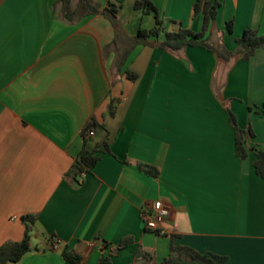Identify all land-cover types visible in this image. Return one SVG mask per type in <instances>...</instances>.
Returning <instances> with one entry per match:
<instances>
[{"label":"crops","instance_id":"1","mask_svg":"<svg viewBox=\"0 0 264 264\" xmlns=\"http://www.w3.org/2000/svg\"><path fill=\"white\" fill-rule=\"evenodd\" d=\"M92 1L119 7L116 26L103 13H81L78 0H70L71 19L63 0H0V245L22 239L30 224L33 246L9 264H97L103 254L111 264H165L171 244L225 255V264H264V177L252 148L264 151V48L224 61L200 46L140 44L119 70L121 37L152 28L155 15L136 0ZM151 1L164 28L202 30L196 0ZM217 1L212 32L224 31L227 49L246 29L264 33V0ZM229 110L253 133L245 158ZM90 117L106 125L111 152L75 179L67 172ZM157 200L171 209L162 233L141 215ZM65 247L82 261L66 260Z\"/></svg>","mask_w":264,"mask_h":264},{"label":"trees","instance_id":"2","mask_svg":"<svg viewBox=\"0 0 264 264\" xmlns=\"http://www.w3.org/2000/svg\"><path fill=\"white\" fill-rule=\"evenodd\" d=\"M220 2L217 0H196L194 5V15L199 13L204 15L203 28L201 31H194L189 27L180 26L177 30H170L163 27V19L160 17L157 7L151 0H136L134 6L142 10L143 14L153 12L155 15V25L150 28H139L136 34L121 37V41L127 44V47L118 52V68L122 69L131 52L140 44L159 47L164 50L177 52L187 46H200L211 50L224 61H230L232 57L241 55L245 60H249L258 48H264V33L259 34L253 29H246L243 35L237 39L238 46L236 50L227 49L222 43L223 30L212 32L218 6ZM78 6L81 13H103L109 17L113 24H117L118 6L113 4L109 7H104L100 10L99 5L94 4L92 0H78ZM64 14L68 18H72V10L70 7V0H63ZM226 30L232 32L233 21L229 20L226 25ZM117 36L120 37V31L117 28ZM117 38V40H118ZM127 77L135 80L137 74L128 69L124 71ZM116 104L114 98H111L109 104V113H115ZM259 113H264V104L259 108ZM229 120L235 129V150L240 158H245L251 149L247 144L248 137L253 134L250 131L242 129L238 122L237 116L234 112L229 110ZM93 131V134H90ZM83 148L76 157L71 168L67 174L75 179L77 175L87 173L97 164L102 152L110 153V145L108 143V130L103 122H99L95 117H90L84 125L83 131ZM255 149L256 159L254 160V167L258 174L264 177V151ZM139 167L146 173L157 177L159 169L155 166L139 163ZM26 221L33 222L31 216L23 217ZM31 225L26 224V231L22 239L9 240L0 245V264H9L11 262L19 261L27 252L33 249L31 244ZM130 242V239L121 241L115 249H110L109 244L104 247L111 250L113 254L120 248L124 247ZM63 257L72 262L77 263L82 261V255L75 250L64 248L62 250ZM145 257L151 259V255L145 254ZM227 257L225 255L205 252L201 253L194 248L186 245L171 244L169 255L162 263L165 264H225ZM112 256L109 254L102 255L97 264H111Z\"/></svg>","mask_w":264,"mask_h":264},{"label":"built area","instance_id":"3","mask_svg":"<svg viewBox=\"0 0 264 264\" xmlns=\"http://www.w3.org/2000/svg\"><path fill=\"white\" fill-rule=\"evenodd\" d=\"M90 134H93V131H90ZM170 213L171 209L169 204L161 200H157L152 203H145L141 211L142 219L146 229L157 233L165 232L163 223ZM60 245L61 240L54 239L51 247L53 249H59Z\"/></svg>","mask_w":264,"mask_h":264},{"label":"water","instance_id":"4","mask_svg":"<svg viewBox=\"0 0 264 264\" xmlns=\"http://www.w3.org/2000/svg\"><path fill=\"white\" fill-rule=\"evenodd\" d=\"M29 222V221H28ZM30 223V222H29Z\"/></svg>","mask_w":264,"mask_h":264},{"label":"rangeland","instance_id":"5","mask_svg":"<svg viewBox=\"0 0 264 264\" xmlns=\"http://www.w3.org/2000/svg\"><path fill=\"white\" fill-rule=\"evenodd\" d=\"M34 236V235H33Z\"/></svg>","mask_w":264,"mask_h":264}]
</instances>
